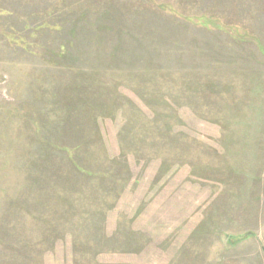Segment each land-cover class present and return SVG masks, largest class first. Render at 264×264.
Returning <instances> with one entry per match:
<instances>
[{
  "label": "rangeland",
  "instance_id": "rangeland-1",
  "mask_svg": "<svg viewBox=\"0 0 264 264\" xmlns=\"http://www.w3.org/2000/svg\"><path fill=\"white\" fill-rule=\"evenodd\" d=\"M0 264H264V0H0Z\"/></svg>",
  "mask_w": 264,
  "mask_h": 264
},
{
  "label": "trees",
  "instance_id": "trees-1",
  "mask_svg": "<svg viewBox=\"0 0 264 264\" xmlns=\"http://www.w3.org/2000/svg\"><path fill=\"white\" fill-rule=\"evenodd\" d=\"M239 240V239H238Z\"/></svg>",
  "mask_w": 264,
  "mask_h": 264
}]
</instances>
